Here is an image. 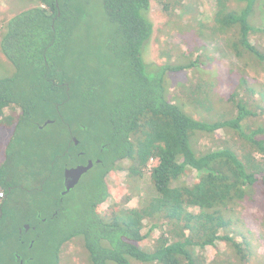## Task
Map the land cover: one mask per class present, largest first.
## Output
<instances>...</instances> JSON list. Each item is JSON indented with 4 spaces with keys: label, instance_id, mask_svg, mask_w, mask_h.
<instances>
[{
    "label": "trees",
    "instance_id": "16d2710c",
    "mask_svg": "<svg viewBox=\"0 0 264 264\" xmlns=\"http://www.w3.org/2000/svg\"><path fill=\"white\" fill-rule=\"evenodd\" d=\"M154 1L167 20L182 2ZM214 1L210 21L195 19L193 32L186 22L185 32L221 38L236 58L264 66V50L252 41L253 34L264 36V26L257 21L264 0ZM88 2L37 0V5L5 24L0 42L1 53L13 65L12 73L0 78V128L10 132L0 170L13 159L10 146L23 145L25 131L37 130L36 125L48 119L63 129L66 147L49 162L43 190L54 180L57 162L68 160L71 137L97 169L88 171L94 172L90 184L58 195L55 201L56 214L49 220L56 225L42 234L52 250L51 264L58 263L62 245L79 237L89 264H203L198 252L207 246L217 249V241L237 250L241 261L247 260L246 245L236 242L227 229L230 212L257 202L264 225V125L249 128L252 103L248 106L235 88L228 97L231 118H195L191 108L174 102L179 98H168L166 78L184 73L187 81L181 90L195 96L190 102L194 106L209 85L195 76V65L204 66L200 58L211 65L213 58L200 49L195 61H189L191 52L176 56L186 64H146L143 49L153 31L148 17L151 0H102L111 33L105 40L97 37L99 46L92 51L83 39L75 41L86 30ZM246 85L240 77L239 86ZM219 130H229L241 140L232 138L207 150L196 147L200 138ZM43 141L36 140L35 147ZM122 163L126 181L148 178L151 186L134 208L122 209L111 199L113 182L108 178ZM192 170L198 179L189 185L186 178ZM62 173L63 166L61 179ZM9 186L10 179H1L2 194L9 193ZM4 205L0 203L2 210ZM161 219L170 224L169 230L157 225ZM145 222L151 224L143 233ZM156 227L162 233L152 240ZM12 238L18 239L14 227L0 235L2 242ZM148 238L152 246L145 249L141 245Z\"/></svg>",
    "mask_w": 264,
    "mask_h": 264
},
{
    "label": "rangeland",
    "instance_id": "374dc122",
    "mask_svg": "<svg viewBox=\"0 0 264 264\" xmlns=\"http://www.w3.org/2000/svg\"><path fill=\"white\" fill-rule=\"evenodd\" d=\"M35 5H37V0H0V42L6 32L7 25L5 24L13 16L31 9ZM85 9L90 14L83 23V28L86 30L83 32V36L81 35L82 38L76 37L75 41L79 43L83 39L93 51L97 45V37L101 36L105 40L111 33V26L106 22L102 0H89L85 4ZM214 11V0H182L181 7H178L174 16L167 20L166 15L160 13L159 5L151 0L148 17L152 23L153 31L143 49L144 61L146 64L154 66L186 64L187 60H178L176 56L191 52L192 59L189 61H195L201 49L213 58L211 65L206 63L203 58H200L204 64L202 68H199L198 63L195 65V76L209 84L206 95L198 96L193 106L190 102L195 96L182 92L181 83H186L187 79L184 73L179 72L176 75H167L168 98L170 99L172 96L179 98L174 102L182 103L187 109L191 108L195 118L207 117L211 120H221L223 117V119L231 118L232 103L228 101V97L235 88H238V92H242L249 102L248 106L252 103V107L249 109L254 112V115L247 120V124L250 129H255L259 125H264V66L251 65L245 59L236 58L225 48L221 38H198L196 34L190 33L193 32L192 29H195V19L210 21ZM257 16V21L262 24L261 26H264V8H260ZM186 22H190L191 29L188 30L190 32H185L184 24ZM174 23H177L176 27L173 26ZM157 29L159 30L157 31ZM252 41L264 50L263 35L253 34ZM12 71L13 65L0 51V78L9 76ZM240 77L246 79V86H239ZM181 109L184 110L183 107ZM52 122L48 119L40 125L37 124V130L33 128L26 130L25 143L23 145L15 143L10 146L13 159L8 166L5 165L0 170V181L1 179H10L12 186L17 187L16 189L12 186L8 188V190L13 188V192L3 207L4 216L0 224V235H6L13 227L18 233L17 240L12 238L4 242L0 241V264H14V262L15 264L18 262L22 264H51L52 262L51 247L44 244L42 234L52 230L56 225L49 220V217L54 215L55 201L63 190L59 170L64 165L70 166L69 170L81 168L87 159L85 156L78 155L73 163L68 160L58 161V170L54 180L45 183L43 190L49 162L66 147L63 129L57 124L50 125ZM9 136L8 130L0 128V169L5 164L3 150ZM232 138L237 142L241 140L229 130H219L213 135H208L205 139L200 138L196 147L200 150H207L210 146L216 147L223 141H232ZM36 140H44L38 148L35 147ZM87 162L89 163L90 160ZM125 164L122 163L120 169L112 171L108 178L113 182L111 199L122 209L137 207L139 199L146 197L151 191L148 178L138 183L133 180L126 181ZM93 174L94 172L87 173L82 177L80 188L84 184L92 182ZM197 179L198 173L192 170L187 175L186 182L190 185ZM40 188L43 192H40ZM1 198L2 192L0 191ZM258 201H261L260 198ZM260 206L261 203L258 202L251 203V205L241 204L228 216L231 225L227 231L231 232V236L236 242L242 246L246 245L249 251L247 260L241 261L237 250L217 241V249L207 246L198 252L201 254L203 264H264V225L262 224ZM106 207L107 204H103L101 209L105 210ZM32 219L35 222L31 223ZM41 219L45 221L42 222ZM144 224L143 233L148 230L151 222ZM157 225L168 230L171 228L165 219L159 220ZM160 227H156L152 231V240L153 237L157 238L162 233ZM151 239L148 238L141 246L150 249L153 242ZM81 244L82 241L79 237V239L73 238L62 245L57 257V264H89L87 254L81 248Z\"/></svg>",
    "mask_w": 264,
    "mask_h": 264
},
{
    "label": "flooded vegetation",
    "instance_id": "af4514ba",
    "mask_svg": "<svg viewBox=\"0 0 264 264\" xmlns=\"http://www.w3.org/2000/svg\"><path fill=\"white\" fill-rule=\"evenodd\" d=\"M71 143L73 144V147H72V149L71 150H68L67 149V151H66V153H68V155H69V157H68V161L70 162V163H73L74 161H75V159H76V157L78 156V155H81L82 157H84V155H83V153H82V151H80V145H79V141L76 139V138H72L71 137ZM69 147H70V145H69ZM87 160H90V159H86V161H85V165L84 166H86L87 165ZM90 162H91V166H90V168L88 169V171H90L92 168H93V162H92V160H90ZM71 165V164H70ZM70 167V166H69ZM69 167L66 165H64L63 166V173H62V187H63V190H62V192H64V190H65V188H64V171L66 170V169H69ZM88 171H86L85 173H83L82 175H81V177L79 178V180H78V182L67 192V193H65V194H62V192H61V195L62 196H66V195H68V194H70V192H72V191H74L78 186H80L79 184H80V182H81V179H82V177L85 175V174H87L88 173ZM41 189V188H40ZM42 190V189H41ZM8 194L6 195V194H2V198L0 199V203H4V204H6L7 202H8V198H9V196L11 195V189L10 190H8ZM56 214V212L54 213V215ZM3 215H4V213H3V210H2V206H0V219L3 217ZM41 221L42 222H44L45 220L44 219H41ZM22 242V241H21ZM17 264H22L21 262H18Z\"/></svg>",
    "mask_w": 264,
    "mask_h": 264
},
{
    "label": "water",
    "instance_id": "95a60500",
    "mask_svg": "<svg viewBox=\"0 0 264 264\" xmlns=\"http://www.w3.org/2000/svg\"><path fill=\"white\" fill-rule=\"evenodd\" d=\"M74 139V138H73ZM91 166V162H89L87 164V166H83L81 168H76V169H66L64 171V192H62V194L67 193L79 180V178L81 177V175L83 173H85L86 171H88V169Z\"/></svg>",
    "mask_w": 264,
    "mask_h": 264
}]
</instances>
